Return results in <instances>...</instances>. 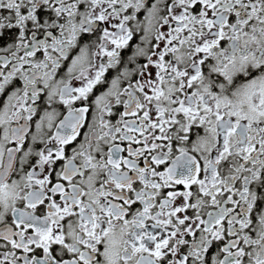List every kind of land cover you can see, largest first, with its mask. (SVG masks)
<instances>
[{
  "label": "snow or ice",
  "instance_id": "obj_1",
  "mask_svg": "<svg viewBox=\"0 0 264 264\" xmlns=\"http://www.w3.org/2000/svg\"><path fill=\"white\" fill-rule=\"evenodd\" d=\"M0 264H264V0H0Z\"/></svg>",
  "mask_w": 264,
  "mask_h": 264
}]
</instances>
